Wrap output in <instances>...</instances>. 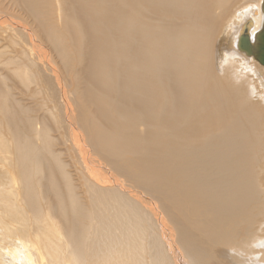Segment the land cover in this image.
<instances>
[{
    "label": "bare ground",
    "instance_id": "1",
    "mask_svg": "<svg viewBox=\"0 0 264 264\" xmlns=\"http://www.w3.org/2000/svg\"><path fill=\"white\" fill-rule=\"evenodd\" d=\"M263 4L0 0V264H264Z\"/></svg>",
    "mask_w": 264,
    "mask_h": 264
},
{
    "label": "water",
    "instance_id": "2",
    "mask_svg": "<svg viewBox=\"0 0 264 264\" xmlns=\"http://www.w3.org/2000/svg\"><path fill=\"white\" fill-rule=\"evenodd\" d=\"M263 10H264V4H263ZM244 40H248V39L245 38ZM255 40H253V44L251 45V47H248L247 41L243 42L241 47L244 48L248 54L255 56L258 62L264 65V31L261 32L259 36L257 35Z\"/></svg>",
    "mask_w": 264,
    "mask_h": 264
},
{
    "label": "rangeland",
    "instance_id": "3",
    "mask_svg": "<svg viewBox=\"0 0 264 264\" xmlns=\"http://www.w3.org/2000/svg\"><path fill=\"white\" fill-rule=\"evenodd\" d=\"M256 61V60H255ZM257 62H258V60H257ZM259 65H261L260 63H259ZM256 98H257V96H256Z\"/></svg>",
    "mask_w": 264,
    "mask_h": 264
}]
</instances>
